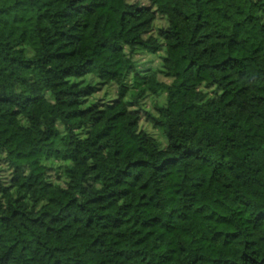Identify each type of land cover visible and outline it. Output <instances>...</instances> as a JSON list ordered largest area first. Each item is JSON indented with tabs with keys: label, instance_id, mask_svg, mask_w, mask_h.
<instances>
[{
	"label": "trees",
	"instance_id": "1",
	"mask_svg": "<svg viewBox=\"0 0 264 264\" xmlns=\"http://www.w3.org/2000/svg\"><path fill=\"white\" fill-rule=\"evenodd\" d=\"M147 1L0 0V264H264V0Z\"/></svg>",
	"mask_w": 264,
	"mask_h": 264
},
{
	"label": "rangeland",
	"instance_id": "2",
	"mask_svg": "<svg viewBox=\"0 0 264 264\" xmlns=\"http://www.w3.org/2000/svg\"><path fill=\"white\" fill-rule=\"evenodd\" d=\"M131 2H138L143 5H147V0H130ZM165 25V21L161 17H157V27H162ZM126 53L130 54L131 58L135 61L136 67L134 72H129L126 75L125 83L129 87L132 88V91H136V85H139V78L141 75H144L147 71L150 70H159L160 69V55L161 52L151 55L144 51L135 49L131 50L125 48ZM157 78L159 81L167 82L168 79L163 77L162 74H158ZM94 84L95 91L93 95L89 98V102H94L99 106H106L110 100L115 97V86L114 85H102L99 84L97 79L92 76H88L85 79V82H89ZM207 92L211 93L212 88L208 87L205 89ZM50 98V95H47ZM164 98V95H148L143 100L140 101L139 105H133V108H138L139 110V126L141 129L145 130L152 136H154L162 145L165 144L166 140L162 135L161 130L152 126L150 121L147 119L145 112L154 113V104L156 102L161 103ZM3 154L0 155V178L6 180L9 175V170H7V166L4 161L1 159ZM43 163L47 167L48 178L52 181H63L61 176V171L63 168V164L56 159L46 158L43 160Z\"/></svg>",
	"mask_w": 264,
	"mask_h": 264
}]
</instances>
